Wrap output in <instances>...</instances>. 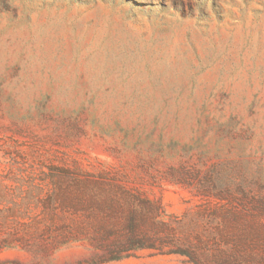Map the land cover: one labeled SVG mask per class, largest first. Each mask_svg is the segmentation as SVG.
I'll return each mask as SVG.
<instances>
[{
    "label": "rangeland",
    "instance_id": "rangeland-1",
    "mask_svg": "<svg viewBox=\"0 0 264 264\" xmlns=\"http://www.w3.org/2000/svg\"><path fill=\"white\" fill-rule=\"evenodd\" d=\"M223 263L264 264V0H0V264Z\"/></svg>",
    "mask_w": 264,
    "mask_h": 264
},
{
    "label": "trees",
    "instance_id": "trees-1",
    "mask_svg": "<svg viewBox=\"0 0 264 264\" xmlns=\"http://www.w3.org/2000/svg\"><path fill=\"white\" fill-rule=\"evenodd\" d=\"M135 229V227L133 226L132 227V230H134ZM133 242H137V240L136 239H131V241H130V245L128 244V245H124V247L122 248V249H119L121 252H128L130 249H132L133 248ZM8 244V243H7ZM149 246H152V245H149ZM112 252H113V250H111ZM169 252H177V251H169ZM123 256V255H122ZM116 258H119V255H114V256H112V257H109V259H103V260H111V259H116ZM217 260L219 261V262H226L227 260H229V259H227V257H218L217 258ZM223 264H225V263H223Z\"/></svg>",
    "mask_w": 264,
    "mask_h": 264
}]
</instances>
